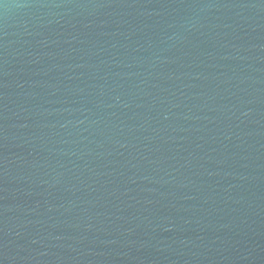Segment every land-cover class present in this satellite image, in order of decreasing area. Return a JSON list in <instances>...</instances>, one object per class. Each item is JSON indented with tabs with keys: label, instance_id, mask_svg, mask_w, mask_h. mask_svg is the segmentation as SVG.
Masks as SVG:
<instances>
[{
	"label": "water",
	"instance_id": "obj_1",
	"mask_svg": "<svg viewBox=\"0 0 264 264\" xmlns=\"http://www.w3.org/2000/svg\"><path fill=\"white\" fill-rule=\"evenodd\" d=\"M0 264H264V0H0Z\"/></svg>",
	"mask_w": 264,
	"mask_h": 264
}]
</instances>
